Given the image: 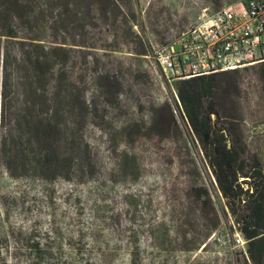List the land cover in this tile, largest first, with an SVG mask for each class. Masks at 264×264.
Returning a JSON list of instances; mask_svg holds the SVG:
<instances>
[{"label":"rangeland","instance_id":"1","mask_svg":"<svg viewBox=\"0 0 264 264\" xmlns=\"http://www.w3.org/2000/svg\"><path fill=\"white\" fill-rule=\"evenodd\" d=\"M238 1L119 0L117 16L82 31L87 46H75L70 70L83 87L92 167L69 179L14 176L0 155V264H256L183 113L181 80L155 58L203 15ZM220 80L221 102L238 107L264 164V63ZM199 185L219 212L216 228Z\"/></svg>","mask_w":264,"mask_h":264},{"label":"trees","instance_id":"2","mask_svg":"<svg viewBox=\"0 0 264 264\" xmlns=\"http://www.w3.org/2000/svg\"><path fill=\"white\" fill-rule=\"evenodd\" d=\"M119 0H0V155L14 176L69 179L88 172L86 101L70 70L78 37L98 19L109 20ZM138 53L146 54L145 48ZM229 70L182 79L178 96L197 134L229 213L248 239L256 264L264 260V167L244 138L238 107L221 102L220 77ZM88 159V160H87ZM243 177V179H241ZM197 199L220 215L205 185ZM212 204V205H211Z\"/></svg>","mask_w":264,"mask_h":264},{"label":"built area","instance_id":"3","mask_svg":"<svg viewBox=\"0 0 264 264\" xmlns=\"http://www.w3.org/2000/svg\"><path fill=\"white\" fill-rule=\"evenodd\" d=\"M155 58L174 81L264 63V0L226 3L203 15Z\"/></svg>","mask_w":264,"mask_h":264}]
</instances>
